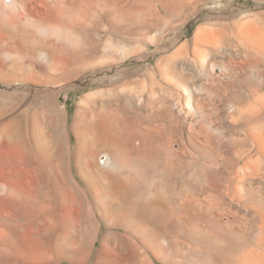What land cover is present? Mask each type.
I'll use <instances>...</instances> for the list:
<instances>
[{"label": "bare ground", "instance_id": "6f19581e", "mask_svg": "<svg viewBox=\"0 0 264 264\" xmlns=\"http://www.w3.org/2000/svg\"><path fill=\"white\" fill-rule=\"evenodd\" d=\"M91 1L83 0V3L87 6L92 4ZM125 4L122 5L125 6ZM174 8L172 9L174 10ZM168 9H171L170 6ZM126 11L129 12L128 9ZM131 16L127 19H130ZM115 22L111 23L116 24ZM57 25L56 27H58ZM139 25L133 28L138 33L149 32L153 28V24L147 21H143ZM5 31L11 50L9 56L11 64L8 68L15 72L16 81L59 84L62 79H58L59 77H56L55 74L45 78L42 74L29 73L30 70L36 68L32 64L25 65L24 63L27 56L39 44L37 39L24 31L14 32L10 29ZM245 32L246 29L242 28L240 36L242 34L246 36ZM247 33L250 35L249 31ZM255 34L253 35L255 36ZM196 37L194 38L196 46L194 50L192 49V53L204 65L207 60L204 49L208 47L216 51L219 49L218 43L211 34L207 36L199 34ZM237 40L239 41V38ZM259 41L262 43L261 39ZM248 42H245L244 46H249L247 47L249 50L258 55L264 54V52L261 53L262 47L259 44L254 47L255 41L252 42L253 44ZM257 46H259L260 52L256 48ZM234 49L237 48L234 47ZM244 50H246L245 47ZM257 56L253 58H258L259 61ZM211 60L213 61V59ZM258 61L256 62L258 63ZM212 65L214 66V64ZM56 66V63L53 64L52 70L55 71ZM168 66L170 70H161L159 74L162 80L174 86L175 93L170 101L166 98L158 100L156 111L159 113L162 124H157L152 129H138L137 132L128 134L124 133L123 128L121 129L118 116L107 115L108 113L107 116L100 117V119L85 118L82 119V122L80 119L78 122L81 125L77 122L82 126L81 133L77 132V137L85 139L88 149L115 151L124 163L134 164L135 171L141 172L139 176H134L131 180H126V178L122 180L115 176L112 173L114 171L110 169L112 165L110 154H102L100 164L103 168L98 164H95L94 167L87 166L81 160L82 157L78 155L75 161L78 170L77 180L81 179L86 184L87 190L93 197L91 200L97 208V213L95 211L93 215L84 213L83 203H86L83 201L84 197L76 195L74 191L73 193L75 196H79V199L73 196V189L70 187L71 181L68 182L70 177L67 178L66 173L61 170L63 166H59L60 169L57 168V165L60 164L57 159L60 156H56L53 151L54 147L52 148L51 143H48L44 129L39 124H34L28 130L24 127L23 120L17 117L16 125L20 129L21 141H14V138L10 140L14 141V144L16 141L17 144L21 142L22 150H20L21 146L16 150L22 152L10 151L9 154L6 153L7 156L4 160H0V180L4 181L0 185V264H89L94 261L93 254L97 244L103 239L101 236H104L105 226H109L111 230L126 237L132 250L130 254L128 253L129 258L126 257V254V260L121 254L115 256L111 254L112 252L100 251L93 264H143L137 261L140 249L145 250L144 252L151 258V263L146 264H219L220 262L218 263L211 254L204 258L201 256L202 254L197 253L200 248L197 250L196 245L200 242L211 244L213 248L211 251L235 252L239 256L240 264H264L262 261L264 259V184H262L264 183V86L262 88L259 86L261 89L258 95L256 87L255 90L250 91L253 87L249 88V84H244L249 88V94L246 93L247 99H245V95L229 93L231 92L230 86L222 82L229 70L227 72L225 69H218L219 72L214 76L211 74L212 71H208L209 69L206 68L209 72L206 74L209 85H205L207 82L205 80L203 82L205 84L198 86V93L210 97L215 91L217 97L222 101L225 93L229 90L227 92L228 99L235 100L234 103H229V114L226 115L224 121L220 120L221 116L217 120V122L230 124V128L227 127L230 129V134L221 130L222 138L219 137V143H215L209 129L217 132V122L213 126L210 122L204 121L201 118L202 115L200 118H196L199 113L201 114V106L200 108L198 105L194 107L191 103L193 89L180 85L181 76L177 72L178 67L176 68L172 63ZM213 66H211V70L215 69ZM25 67L28 68V71H25ZM198 68L200 67L198 66ZM54 71L53 73H55ZM259 79L261 78L259 77ZM240 82L242 81L240 80ZM155 86L150 87L152 95L159 94L162 89L160 85L161 89H157ZM240 86L243 88L242 85ZM146 89L148 88L146 87ZM256 95L257 98H255ZM148 103L150 106L151 103ZM207 106L205 107L207 108ZM64 110L66 113V107ZM183 111L187 113L188 117L191 115L186 120L187 124L185 122L184 136L181 135L183 126L180 119ZM209 112L211 111L209 110ZM85 115L84 117H89ZM9 131L8 137L11 135ZM28 134H31L33 138V148H29L30 145L26 138L28 136V140L31 141V139ZM134 138L136 145L131 147L129 142ZM230 148L234 149L233 154H226L224 149ZM84 151L86 152V149L83 150V153ZM78 153L80 154V152ZM87 155L85 154L83 157ZM92 157L90 155L89 159ZM25 160L31 161V167L26 168ZM35 160L39 165L35 164ZM106 169H110L111 172ZM6 171H9L8 173L12 176H7ZM147 172L153 176L151 175L150 182L145 184L143 178L147 177ZM84 191L82 192L81 188V192L85 194ZM233 204L245 210V219L241 218L242 215H239L241 213L238 210L232 208ZM239 217L243 220H236ZM83 218L84 222H82ZM82 223L87 226L83 224L85 230H81ZM239 241L243 242L239 243ZM221 257L224 259V256ZM224 262L229 264L227 258Z\"/></svg>", "mask_w": 264, "mask_h": 264}, {"label": "rangeland", "instance_id": "374dc122", "mask_svg": "<svg viewBox=\"0 0 264 264\" xmlns=\"http://www.w3.org/2000/svg\"><path fill=\"white\" fill-rule=\"evenodd\" d=\"M132 1L133 0H116L115 2V0H92V4H90L91 7H89L90 5H87V7L85 3H83V0H0V160L5 159V156H7L6 153L9 154L10 151H15L18 147L20 149V146V150L23 148L21 142L17 144L16 141L14 144L15 140H18V142L21 141V134H19L20 129L16 125L17 117L23 120L24 127L28 130H30L34 124H39L45 131L44 134L48 143L50 142L52 148H55V150L53 148L54 153L57 157L60 156L57 159L60 163L57 165V168L61 165L63 166L58 169L61 168V170L66 173L67 178L70 177L68 182L70 183L71 181L70 187L73 189L72 193L74 191L76 195L82 198L84 197L83 201L86 202L83 203L85 208L84 213L89 215H93L95 211V213H97V208L91 200L93 197L87 190L86 184L82 182L81 179L77 180L78 170L75 161L78 155L82 157L81 160H83L87 166L94 167L95 164H98L103 168L100 164L101 156L104 153L110 154L112 159L110 169L114 171L112 173L115 174V176L122 178V180L125 178L126 180H131L134 176H139L141 172L135 171L134 164L124 163L117 156L115 151H99L93 149L92 151L88 149L85 144V139L83 137H77V132L80 131L79 133H81L82 130V126H80V122L83 121L82 119H100V117H105L109 114L116 117L118 116L117 118L120 120L121 129L123 128L124 133L128 134H133L137 132L138 129H152V127L155 128V125L162 124L163 122L159 118V113L156 111L158 100L159 98H166L170 101L175 93V88H173L174 86L172 84L162 80L159 73L161 70H170L168 66L170 63L174 64L176 68L178 67L177 72L181 76L180 85L193 89L191 103L194 107L198 105L200 108L201 106V114L199 113L196 118H200L202 115L201 118L207 123L210 122L213 126L216 125L215 122L219 120L218 117L220 116L222 118H220V120L224 121L229 114L228 110L230 104L235 102L233 99H228L227 92H229V90H231L229 93L245 95V99H247L246 93L249 94V88L253 87L250 89L251 91L255 90L256 87V91L259 92L264 86L260 85L264 84V54H261L262 57L256 52L249 50L247 48L249 46H244L247 41L250 42H248L249 44H253L252 42L255 41L253 46L255 47L259 44L260 47H262L261 53L264 52V0ZM119 4H125V6H118ZM166 5H168V7H166ZM169 6L171 9H168ZM172 8H174V10ZM127 9L129 12L126 11ZM119 12L120 15L123 14V16H120ZM125 13H129L127 15L128 17H126ZM130 16L132 20L127 19ZM88 17L89 19H87ZM111 20L114 22L116 20L115 23L117 25L114 23L112 24ZM143 21L153 24L152 30H149V32L147 31L148 33L145 31L144 33H138L136 30H133V28L140 26L139 24ZM56 25L58 27H56ZM242 28L246 29V36H244V34L240 36V30ZM6 29H10L14 32L24 31L37 39L36 41L39 44L37 43L38 45L35 47L34 51L36 52H29L30 55L32 54L33 56H27L24 63L25 65L32 64L35 66L36 69L30 70L29 73L33 72L35 75L42 74L45 78H47V76H54L55 74L56 77H59L58 79H62L59 84H36L16 81L15 72H12L8 68L9 64H11V59H9L11 50L8 45ZM248 31L250 35L247 33ZM199 34H203L204 36L208 34L213 35L219 48L215 51L211 48L204 47L206 52L203 51L207 58L206 64L204 65H202L200 59L192 53L196 46L194 45L196 44L194 38H197L196 36ZM253 34H255V36ZM238 38L239 41L237 40ZM257 38L258 41H256ZM248 39H252L253 41ZM260 39L262 43H260ZM240 41H242V43H240ZM232 46L237 49H234ZM244 47L246 50L243 51ZM256 48L259 49V46ZM207 49L210 50L209 52L211 53H209ZM215 53L218 55L216 56ZM212 55H214V57H212ZM256 56L259 57V61L258 58H253ZM211 59H213V61ZM261 59H263V62ZM256 61H258V63ZM55 63L57 66L54 71L52 69ZM212 64H214V66ZM198 66L201 69L198 68ZM211 66L215 69L211 70ZM251 67L253 69L252 71ZM25 68V71H28V68ZM206 68L209 69L208 71H212L211 74L214 76L219 72L218 69L229 70L222 82H225V84L231 88L229 87L222 101L217 97L215 91L210 97L198 93L197 88L199 85L205 83V85H209V80L206 77V74L209 72ZM53 71L55 73H53ZM259 77L262 79L263 83L260 82L261 79H259ZM239 79L242 82H240ZM205 80L207 82H205ZM246 80H249L251 83H248ZM244 84H249V88ZM240 85H242L243 88H241ZM151 86L161 89L160 93L152 95L150 92ZM146 87L148 89H146ZM239 90H243V93L241 94ZM143 92L146 95H143ZM259 94L260 92L258 95ZM261 94H263V92H261ZM257 97L256 95L255 98ZM214 99H216V102ZM148 102L151 103L150 106ZM212 102H214L215 105L212 104ZM205 103L207 104L204 105ZM205 106H207V108ZM64 107H66V113L64 112ZM202 108L204 109L202 110ZM209 110L211 112H209ZM174 111H176V109H174ZM215 111L216 113H214ZM218 111L222 112L223 115L219 112L220 115ZM83 114H87L89 117H84ZM215 114L219 115L216 116ZM189 117H191V115ZM189 117L185 111L180 115L183 126L181 130L182 136L185 135L186 126L184 125L187 124L186 120H188ZM80 119L81 121L78 122ZM225 124V122H217V132L213 129L210 131L211 129L208 127L215 143H219L220 138H222L220 135H222L223 132L227 131L230 134V124ZM221 130L224 131L221 132ZM8 131L11 132L9 137L8 134L10 133H8ZM227 132L226 134H228ZM28 135L31 141L28 140L27 136L26 139L29 143L27 144L30 145L29 148H33V138L31 134ZM13 138L14 141L11 142ZM135 141L136 139L134 138L129 142V145L131 147L135 146ZM82 145L83 147H81ZM82 148L83 150L86 149L84 153L88 154L86 156L88 158L83 157L85 154ZM20 150L16 151L22 152ZM90 150L91 152H89ZM233 151V148L224 149L226 154H233ZM78 152H80V154ZM89 153L95 160L92 158L89 159ZM29 158L31 160V157ZM25 162L26 168L31 167V161L25 160ZM36 163L38 162L36 161L35 164ZM110 169L106 170L111 172ZM8 172L6 171L7 176L11 177L12 175ZM146 175L147 177L143 178L145 184L150 182L149 178L152 174L147 172ZM1 182L3 183L4 181L0 180V185L2 184ZM74 186L79 188L76 190ZM81 188L82 192L85 190V194L81 192ZM74 193L73 196H75ZM76 197L77 196H75V198ZM78 197L76 199H79ZM90 203H92L93 206ZM232 208L238 210L241 213L239 215H244L243 217L241 216V218L245 219V210L242 207L233 204ZM241 218L239 217L236 220L239 219L242 221L243 219ZM82 222H84V218ZM83 224L84 223H82V225L80 224L81 230L84 229V225L86 226V224ZM246 237L249 239L248 235H246ZM101 238L103 239L97 244L93 254L94 261L100 251L112 252L111 254L115 256H120L121 254L125 260L129 258L128 255L131 253L130 251L132 248L130 242L121 233L111 230L109 226H105L104 236H101ZM244 240L246 239L244 238ZM241 242L243 241H239V243ZM196 246L197 250L200 248L197 253L202 254L201 256L204 258L211 254L216 258L218 263L220 262L219 264H226L224 262L226 258L229 264H240L238 261L239 256L235 252L229 253L222 250L221 252L217 250L211 251L213 248L209 243L200 242ZM139 251L140 256L137 258L138 263H151V258L144 252L145 250L140 249ZM125 256L127 258H125ZM221 256H224V259ZM94 261L89 262V264H93ZM262 261H264V259Z\"/></svg>", "mask_w": 264, "mask_h": 264}]
</instances>
